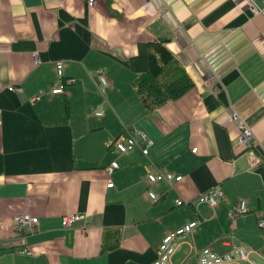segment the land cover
Masks as SVG:
<instances>
[{
	"label": "crops",
	"instance_id": "0c3cea01",
	"mask_svg": "<svg viewBox=\"0 0 264 264\" xmlns=\"http://www.w3.org/2000/svg\"><path fill=\"white\" fill-rule=\"evenodd\" d=\"M94 1L0 0V264H152L166 233L192 221L169 264H197L208 246L245 250L223 264H264V15L246 0ZM161 40L194 86L150 113L134 81ZM59 63L74 83L50 95ZM231 111L252 130L253 155L238 145ZM137 132L151 142L146 157L141 141L123 155L111 145L138 141ZM156 171L183 179L149 185ZM211 188L227 202L197 204ZM239 200L247 212L233 224L228 210ZM22 213L38 218L30 255L18 254L13 230ZM75 214L83 219L64 229Z\"/></svg>",
	"mask_w": 264,
	"mask_h": 264
},
{
	"label": "built area",
	"instance_id": "2783aa9c",
	"mask_svg": "<svg viewBox=\"0 0 264 264\" xmlns=\"http://www.w3.org/2000/svg\"><path fill=\"white\" fill-rule=\"evenodd\" d=\"M249 3V9L250 12L253 15H264V6L260 7L257 4V0H246ZM264 4V0H262ZM95 3L94 0H88V5L93 6ZM33 63L39 64V59L34 56L33 57ZM63 65L60 63L56 65V78L60 82V84L55 85L54 88H52L48 93L51 95H60L63 94V87L61 86L62 81L66 84H72L74 83L73 79H68L64 81V75H63ZM97 79H98V85H99V91L103 92L104 88H106L109 85V82L107 78L102 74L100 70L96 71L95 73ZM205 82H211L213 84H216V79L212 75H207L205 77ZM11 92L20 93L19 88H12L9 87L8 89ZM217 93V92H216ZM95 117H101L102 113L98 110L94 112ZM228 123L232 124L234 128L237 131V143L242 148L246 150L249 154L253 155V148H255L256 141L253 135L252 130H250L249 127H247L244 122L240 119V117L234 113L230 112L228 114ZM138 141L135 140L132 137L128 138H122L116 141L115 148L119 154H126L128 152H131L135 147L138 146V142L141 141L143 145L140 148V151L143 156H147L148 154V148L151 146V142L147 139L146 135H144L141 132H137ZM196 148L191 149V153H196ZM118 165L116 162L111 163L110 168L108 169V172L113 171L114 169H117ZM183 177L177 176L173 173L169 172H163V171H156L154 173H148L146 175V181L149 185L164 182L168 185H172L174 183L181 182ZM107 187H112V183L109 181L107 184ZM149 197L151 200L155 201L157 200L156 196L153 193H149ZM227 196L226 194L218 189L211 188L207 191H204L203 193L199 194V196L196 199L197 204H206L210 206L211 208H214L217 206L219 202L225 203L227 202ZM182 205V202L180 200L176 201V206ZM247 203L246 201L239 200L238 204L236 206H232L228 210V218L231 220V222L234 224L235 219L238 216H241L247 212ZM83 219V216L81 215H70L65 216L61 220V226L64 229H69L73 227V225L80 220ZM38 226V218L30 215L28 213H22L17 214L13 217V230L15 235L19 239L20 248L18 251V254L21 255H30L31 252L26 246V238L27 236L34 233ZM197 227V222H189L186 225L167 233L160 244L157 247V250L155 252L156 257L152 264H169L172 256L174 255L176 251V246L180 241L185 239L188 235H190L194 229ZM257 227L264 231V216L260 215L257 217ZM86 230L83 229V232ZM233 254L232 253H225V254H218L215 251H213L209 246L203 248L200 250L196 255L197 264H223V263H231L234 259V255H236L239 259H244L245 257V250L242 247H233ZM187 264V263H184Z\"/></svg>",
	"mask_w": 264,
	"mask_h": 264
},
{
	"label": "trees",
	"instance_id": "16d2710c",
	"mask_svg": "<svg viewBox=\"0 0 264 264\" xmlns=\"http://www.w3.org/2000/svg\"><path fill=\"white\" fill-rule=\"evenodd\" d=\"M164 44V40L150 44L147 71L134 81L138 100L150 113L169 101L181 98L194 86L185 69Z\"/></svg>",
	"mask_w": 264,
	"mask_h": 264
},
{
	"label": "rangeland",
	"instance_id": "374dc122",
	"mask_svg": "<svg viewBox=\"0 0 264 264\" xmlns=\"http://www.w3.org/2000/svg\"><path fill=\"white\" fill-rule=\"evenodd\" d=\"M47 94H49V93L47 92ZM74 124H76L77 125V128H78V123H74ZM81 124L86 125L87 123H86V121H82ZM89 124L92 127L94 123L92 121H89ZM82 129L83 130H86L87 128L86 127H82ZM117 140H118V137H116L115 139H113V141L111 142V145L115 147V143H116Z\"/></svg>",
	"mask_w": 264,
	"mask_h": 264
}]
</instances>
